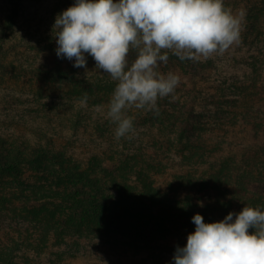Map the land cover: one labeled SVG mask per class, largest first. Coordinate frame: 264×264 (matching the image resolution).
<instances>
[{
	"label": "trees",
	"instance_id": "trees-1",
	"mask_svg": "<svg viewBox=\"0 0 264 264\" xmlns=\"http://www.w3.org/2000/svg\"><path fill=\"white\" fill-rule=\"evenodd\" d=\"M20 1L0 0L5 11L0 83L6 38L14 31ZM243 7L241 35L251 50V67L257 70L264 67V0H244ZM56 47L55 39L48 40L34 50L39 57L32 66L11 70L14 80L27 76L64 87L70 113L67 134L47 139L40 132V141L34 143L0 144V189L17 190L12 199L33 204L54 229L74 230L78 239L96 237L131 255L163 253L170 241H187L195 230L191 218L196 213L211 223L245 206L264 210V77L251 84L258 105L263 104L261 111L245 112L247 95L240 89L211 83L218 71L212 58L182 61L169 51L168 62H160L157 70L180 77L175 93L158 101V114L126 109L137 129L117 140V124L107 115L117 81L96 68L91 57L86 69L73 67L74 61L57 57ZM136 55L130 50L129 63ZM230 89L233 97L228 96ZM85 94L87 104L82 105ZM250 106H255L251 99ZM90 108L103 110L87 131L85 113ZM246 125L254 131V145L244 148L231 133L243 139L241 127ZM104 126L108 132L101 131ZM198 200L204 201L203 208Z\"/></svg>",
	"mask_w": 264,
	"mask_h": 264
},
{
	"label": "clouds",
	"instance_id": "clouds-1",
	"mask_svg": "<svg viewBox=\"0 0 264 264\" xmlns=\"http://www.w3.org/2000/svg\"><path fill=\"white\" fill-rule=\"evenodd\" d=\"M245 16L243 9L233 14L224 0H74L56 16L52 32L58 58L86 69L91 57L117 81L107 115L117 124L119 140L135 132L126 109L158 114V101L175 93L180 77L157 70L160 62H168L169 51L182 61L223 53L240 42ZM133 49L137 55L129 63ZM87 100L85 94L80 103ZM196 203L204 207L203 200ZM191 221L195 230L184 247H176L172 264H264L260 207L245 206L211 223L196 213Z\"/></svg>",
	"mask_w": 264,
	"mask_h": 264
},
{
	"label": "rangeland",
	"instance_id": "rangeland-1",
	"mask_svg": "<svg viewBox=\"0 0 264 264\" xmlns=\"http://www.w3.org/2000/svg\"><path fill=\"white\" fill-rule=\"evenodd\" d=\"M73 3L74 0L20 1L14 31L7 36L4 50L5 68L2 73L3 81L0 83V144L8 145L12 141L22 144L24 140L34 143L40 141L37 135L40 132L47 139H53L52 135L56 133L67 134L70 113L64 87L50 83L43 85L37 80H29L27 76L14 80L11 78V70H15L14 67L18 69L33 65L39 57V52L34 50L40 49L48 40L55 39L52 28L56 16ZM243 3L244 0H225L224 5L231 8L233 14H238L239 10H244ZM4 14L0 2V26ZM244 24L245 18L239 43L233 44L223 53L209 56L218 69L211 83L214 86L223 84L240 89L247 95L248 107H243V110L246 112L247 109L257 108L259 112L263 104L258 105L251 84L256 79L258 82L262 81L264 67L257 70L251 67V50L247 49L246 41L241 35L244 33ZM218 95L219 93L215 96ZM234 95V90L228 94L230 97ZM250 99L255 106H250ZM100 110L103 108H90L85 113V130L92 129L89 124L99 118ZM241 128L243 139L239 138L240 134L236 131L231 135L241 141L244 148L250 147L251 143L254 145L251 126ZM101 131L104 133L107 127H102ZM12 191L14 190L10 187L0 189V264H172L176 247H184L187 243L185 239H180L181 242L174 239L164 246L163 253L155 251L154 255L145 252L131 255L121 246L103 244L96 237L78 239L74 230L54 229L38 214V208L33 204L12 199L11 193L19 194L17 190V193Z\"/></svg>",
	"mask_w": 264,
	"mask_h": 264
}]
</instances>
